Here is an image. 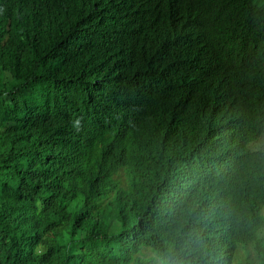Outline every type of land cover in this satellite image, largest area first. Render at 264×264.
Masks as SVG:
<instances>
[{
  "label": "trees",
  "instance_id": "trees-1",
  "mask_svg": "<svg viewBox=\"0 0 264 264\" xmlns=\"http://www.w3.org/2000/svg\"><path fill=\"white\" fill-rule=\"evenodd\" d=\"M157 132L178 159L143 179ZM260 137L264 0H0V264H264Z\"/></svg>",
  "mask_w": 264,
  "mask_h": 264
},
{
  "label": "clouds",
  "instance_id": "clouds-1",
  "mask_svg": "<svg viewBox=\"0 0 264 264\" xmlns=\"http://www.w3.org/2000/svg\"><path fill=\"white\" fill-rule=\"evenodd\" d=\"M20 4V0H17ZM206 9V7L204 6ZM4 10V9H3ZM6 11V10H4ZM7 17L15 18L14 16L6 14ZM173 17V23L175 27H177L179 14L178 12L174 13L172 15ZM22 17L15 19L21 20ZM149 51L150 52H157L163 49L164 45V35L161 31H159L157 28L153 26V24L150 21V15L145 20V23L141 26L138 34V38L136 41V47L135 51L143 48L147 43L151 42ZM181 88L189 91L190 93H194V89L192 88V83L186 82L181 85ZM177 125L176 118L173 119L172 124ZM161 133L157 132L152 134L147 139L144 138H136L131 137L133 140V146L135 150L136 155L138 156L139 160H142L146 162L147 166L154 163L152 167L149 169H146L144 174L142 175L143 179L149 177L151 180L159 179L160 177L153 176L150 172L151 171H160L163 168H168L169 170L173 167V162H175L178 159V154L173 153L171 148L164 142L163 139H161ZM128 137H123L120 140L122 142H126ZM261 140L264 142V137L257 138L253 140L251 143H248L247 146L251 151H258L264 154V150L262 149H252L250 145L255 142ZM135 143H140L142 145L148 146L150 149L146 150L145 148H136ZM119 142L117 143V145ZM122 151V150H121ZM121 151H117L116 157L120 158ZM241 153V150L236 154L235 158L233 159L232 163L226 166H222L217 172H208L207 175L200 180V183L207 184L208 180L212 178L215 182V184L210 187L212 190V193H218V192H224L232 189V176L234 172L237 169V159L239 158ZM120 162V161H119ZM220 185V186H219ZM226 196V195H225ZM222 196L221 198L225 197ZM224 218V211L223 209L218 205L217 201L214 200L209 205L207 213L203 216L202 219V225L205 226V230L203 232L204 235L210 236V237H216L219 236L220 233L218 231L220 219Z\"/></svg>",
  "mask_w": 264,
  "mask_h": 264
},
{
  "label": "rangeland",
  "instance_id": "rangeland-1",
  "mask_svg": "<svg viewBox=\"0 0 264 264\" xmlns=\"http://www.w3.org/2000/svg\"><path fill=\"white\" fill-rule=\"evenodd\" d=\"M250 147H251L252 149H262V150H264V142L261 141V140L255 141V142H253V143L250 145Z\"/></svg>",
  "mask_w": 264,
  "mask_h": 264
},
{
  "label": "bare ground",
  "instance_id": "bare-ground-1",
  "mask_svg": "<svg viewBox=\"0 0 264 264\" xmlns=\"http://www.w3.org/2000/svg\"><path fill=\"white\" fill-rule=\"evenodd\" d=\"M161 139H163V137L161 136ZM164 140V139H163ZM125 146V142H122V145L118 144L117 148H123ZM167 171H169V169L167 168Z\"/></svg>",
  "mask_w": 264,
  "mask_h": 264
}]
</instances>
